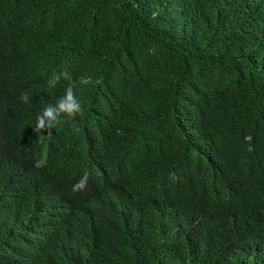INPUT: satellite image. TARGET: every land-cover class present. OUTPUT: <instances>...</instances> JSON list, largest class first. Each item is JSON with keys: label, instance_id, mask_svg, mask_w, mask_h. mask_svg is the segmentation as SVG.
Wrapping results in <instances>:
<instances>
[{"label": "trees", "instance_id": "16d2710c", "mask_svg": "<svg viewBox=\"0 0 264 264\" xmlns=\"http://www.w3.org/2000/svg\"><path fill=\"white\" fill-rule=\"evenodd\" d=\"M0 264H264V0H0Z\"/></svg>", "mask_w": 264, "mask_h": 264}, {"label": "clouds", "instance_id": "9594fccd", "mask_svg": "<svg viewBox=\"0 0 264 264\" xmlns=\"http://www.w3.org/2000/svg\"><path fill=\"white\" fill-rule=\"evenodd\" d=\"M65 79H69L67 73H62ZM60 79V75L54 77L53 82L55 83ZM22 99L27 102L28 97L24 96ZM82 111L80 102L76 99L73 91V86L69 85L66 89L65 95L62 96L56 103L49 104L46 106L42 113L38 116L34 132H41L43 129H51L52 126L58 122L61 114H67L69 116H75L77 113ZM43 135V134H42ZM86 180L83 179L76 188H84Z\"/></svg>", "mask_w": 264, "mask_h": 264}]
</instances>
